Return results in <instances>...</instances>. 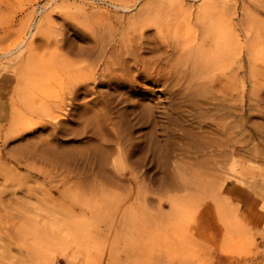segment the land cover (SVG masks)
I'll return each instance as SVG.
<instances>
[{
  "label": "rangeland",
  "instance_id": "rangeland-1",
  "mask_svg": "<svg viewBox=\"0 0 264 264\" xmlns=\"http://www.w3.org/2000/svg\"><path fill=\"white\" fill-rule=\"evenodd\" d=\"M0 264H264V0H0Z\"/></svg>",
  "mask_w": 264,
  "mask_h": 264
},
{
  "label": "bare ground",
  "instance_id": "bare-ground-1",
  "mask_svg": "<svg viewBox=\"0 0 264 264\" xmlns=\"http://www.w3.org/2000/svg\"><path fill=\"white\" fill-rule=\"evenodd\" d=\"M172 4H174V3H172ZM176 5V4H175ZM171 6V5H170ZM174 7V6H173ZM175 8H177V7H175ZM174 9V8H173ZM178 9V8H177ZM148 14V13H147ZM154 17V15L151 17V16H149V15H143L140 19H138L137 21H138V23H139V26H140V28L141 29H145L146 27H148V26H150L152 23H150V21L152 20V19H154L153 18ZM152 18V19H151ZM136 21V20H135ZM226 21V20H225ZM215 23V22H214ZM219 28V27H218ZM124 53H127L126 55H128L129 54V52L128 51H125ZM122 54V53H121ZM124 55V54H123ZM123 56H119V58L117 59H115V60H111V61H109V62H107L106 64H105V66L102 68V76L100 77L101 79L102 78H108V76H109V74L112 72V71H121V72H124V71H126V69L127 68H129V66H128V61H127V58H125V57H123ZM129 59V58H128ZM135 62V61H134ZM136 63V62H135ZM142 67H143V69H142V71H141V74L142 75H144V77L146 78V77H148L149 75H151L150 74V71H152L151 69L152 68H147V67H144L145 65L144 64H140ZM130 69V68H129ZM154 71H157V70H159V69H153ZM152 73V72H151ZM168 76H171V75H168ZM93 77V78H92ZM92 77H88V78H86V80H89V79H93L94 81L96 80L95 79V77L94 76H92ZM150 77V76H149ZM163 77V76H162ZM165 77H167V76H165ZM168 78V77H167ZM163 79V78H162ZM105 80H100L99 81V83H101L102 85L103 84H107V85H109L110 83H115L117 86H119V85H124V86H128L129 88H133L134 86H135V81L133 80V79H130V78H127V77H123V76H118V75H115V76H112L111 78H108V79H106V82H104ZM106 97V96H105ZM100 98H104V97H100ZM109 99H110V97H109ZM119 99H123L124 100V98H119ZM99 99H97V101H98ZM105 98H104V100H101V102H103V103H105ZM113 100H115V99H113ZM117 100V99H116ZM107 101H108V99H107ZM118 101V100H117ZM114 103H115V101H113ZM120 102V101H119ZM98 103V102H97ZM108 103V102H107ZM111 103V102H110ZM116 104V103H115ZM119 104V103H118ZM104 105V104H103ZM106 105V104H105ZM107 105H109V104H107ZM117 105V104H116ZM102 106V105H101ZM110 106V105H109ZM111 106H112V104H111ZM115 107V106H114ZM134 107V106H133ZM104 108V107H103ZM102 108V109H103ZM101 109V110H102ZM105 109H106V107H105ZM111 108H107L106 110H105V112H103V114H99V116L98 117H100V118H97V119H99L100 120V122L98 121H96V119H94V117L96 118L97 117V115H93V121L95 122V123H97L96 125L97 126H99V125H101V121H103L104 119H105V117H106V115H108L109 113V111L111 112V110H110ZM145 110V109H144ZM125 111H127V110H125ZM146 111H148V110H146ZM144 112V111H143ZM142 112V115L144 114ZM123 114V113H122ZM125 114H126V112H125ZM144 115H148V113H146V114H144ZM109 116H110V114H109ZM109 116H107V119H108V117ZM122 117H123V115H122ZM126 118V117H125ZM143 118V117H142ZM145 118V117H144ZM147 119H148V116L146 117ZM136 119V118H135ZM110 120L111 119H109L108 121L110 122ZM146 120V119H145ZM107 121V122H108ZM112 121V120H111ZM128 121H129V119H128ZM139 121V120H138ZM91 122V121H90ZM124 122H126V121H124ZM130 122V121H129ZM132 122V121H131ZM93 123V122H92ZM98 123H99V125H98ZM142 123H144V122H142ZM103 124V123H102ZM110 124H111V122H110ZM127 124V123H126ZM131 124V123H130ZM135 124H137V122H135ZM134 124V125H135ZM139 124V123H138ZM109 127H110V125H108ZM126 126V125H125ZM103 127V126H102ZM101 127V128H102ZM127 127V126H126ZM130 127V126H129ZM131 127H133V125L131 126ZM130 127V128H131ZM100 128V127H99ZM107 128V127H106ZM105 128V129H106ZM90 129V128H89ZM101 130V129H100ZM103 130V129H102ZM96 132H98V131H96ZM94 133H95V131H94ZM93 133V134H94ZM98 134V133H97ZM115 135V134H114ZM113 135V136H114ZM116 136V135H115ZM96 137H97V135H96ZM117 137V136H116ZM118 137H121V136H118ZM116 138L117 139V141H118V139L119 138ZM115 138V137H114ZM113 138V139H114ZM107 139V138H106ZM115 139V140H116ZM102 140H104V139H102ZM120 140H121V138H120ZM101 141H99V143H100ZM118 142H120V141H118ZM98 143V144H99ZM101 144V146H105L106 145V147H107V144H108V142L106 143V141H105V144L104 143H100ZM100 144L98 145V146H100ZM101 146H100V148H101ZM99 148V147H98ZM102 149V148H101ZM119 149V148H118ZM118 153V155H120V151H118L117 152ZM233 160V159H232ZM231 167V166H230Z\"/></svg>",
  "mask_w": 264,
  "mask_h": 264
}]
</instances>
